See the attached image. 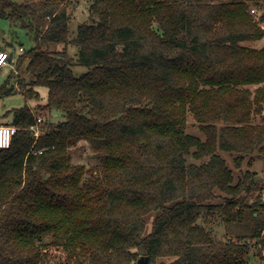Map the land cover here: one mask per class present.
I'll return each instance as SVG.
<instances>
[{
	"label": "trees",
	"instance_id": "obj_1",
	"mask_svg": "<svg viewBox=\"0 0 264 264\" xmlns=\"http://www.w3.org/2000/svg\"><path fill=\"white\" fill-rule=\"evenodd\" d=\"M78 1L0 0L35 42L24 98L46 87L40 110L64 116L37 139L27 105L0 121L17 129L0 149V264H246L264 249L262 186L220 152L264 163V48L246 44L264 37V0H90L70 38ZM80 140L101 162L87 177ZM213 215L235 236L216 239Z\"/></svg>",
	"mask_w": 264,
	"mask_h": 264
},
{
	"label": "rangeland",
	"instance_id": "obj_2",
	"mask_svg": "<svg viewBox=\"0 0 264 264\" xmlns=\"http://www.w3.org/2000/svg\"><path fill=\"white\" fill-rule=\"evenodd\" d=\"M12 1L20 3L23 0ZM89 4L90 0H79L77 4H75V2L70 4L69 10L71 11V18L69 22L68 34L70 38L75 35L79 24L88 21ZM261 25L264 29V25ZM34 43L35 42L28 31L6 19H0V49L3 47L6 51L12 54V58L9 61L10 64L0 71V88L5 85L6 89L9 90L8 92H0V121L2 123H9L12 109L21 108L25 105H27L36 114L38 113V117H40L43 122L49 120L56 124L57 122L64 120V116L60 112L53 111L49 113L46 110H40L41 106L45 104L47 99L46 87L41 86L37 88L40 95L38 100L25 99L22 94L29 83L30 76L26 71L27 61L25 60L24 62L19 63L18 56L24 51L34 47ZM246 44L256 48H264V37L259 41ZM20 47L24 51H21ZM61 47V45L55 46L56 49H61ZM69 48L70 53L75 52L72 50V47ZM86 70V67L79 65L73 67V72L77 76L81 75ZM251 88L254 89L255 87ZM3 91H5V89ZM258 119L259 115L254 113V120L257 121ZM41 126L43 127V125ZM186 132L198 136L202 140L204 139V135L198 128V123L189 112L187 114ZM220 155L224 157L227 165L233 170L235 177H239L240 172H244L246 170H249V172L255 175L254 179L257 178L256 182H260L262 186L260 202L264 203V163L261 158L255 156L251 164H248V157H246L243 160L240 169H237L235 167L233 155L223 152H220ZM70 162L73 164H82L86 169L85 177L90 175V172H88L89 169H98L101 167L100 160L96 157V154L91 148L89 142L86 140H80L70 148ZM256 195L257 194L254 196ZM259 215L264 218V208L259 209ZM215 217L216 216L214 215L208 218L202 217L200 222L210 228L218 240L222 241L228 237L235 236L233 234L236 231L234 226L228 225L225 221ZM157 263L158 260L153 264ZM246 264H264V249H261L260 245L252 246L249 252V260Z\"/></svg>",
	"mask_w": 264,
	"mask_h": 264
},
{
	"label": "built area",
	"instance_id": "obj_3",
	"mask_svg": "<svg viewBox=\"0 0 264 264\" xmlns=\"http://www.w3.org/2000/svg\"><path fill=\"white\" fill-rule=\"evenodd\" d=\"M20 50L22 51V48H20ZM9 52L6 51V49L4 50H0V71L8 66L9 63ZM42 125V119L40 117H38L36 119L35 124H33L29 130L32 133V136L34 138H39L41 135L44 134V128L41 126ZM16 127L12 126V125H5V124H1L0 125V149H7L10 147L11 142H12V138L14 136V134L16 133Z\"/></svg>",
	"mask_w": 264,
	"mask_h": 264
},
{
	"label": "water",
	"instance_id": "obj_4",
	"mask_svg": "<svg viewBox=\"0 0 264 264\" xmlns=\"http://www.w3.org/2000/svg\"><path fill=\"white\" fill-rule=\"evenodd\" d=\"M0 50H4L3 47H1ZM257 178H255V181H256ZM135 264H153L151 261H150V258L148 255L146 254H142L140 255V257L137 259L136 263Z\"/></svg>",
	"mask_w": 264,
	"mask_h": 264
}]
</instances>
